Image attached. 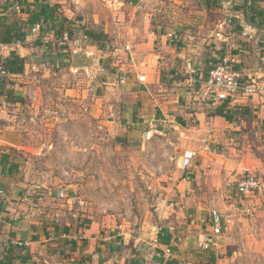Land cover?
<instances>
[{
  "label": "rangeland",
  "instance_id": "374dc122",
  "mask_svg": "<svg viewBox=\"0 0 264 264\" xmlns=\"http://www.w3.org/2000/svg\"><path fill=\"white\" fill-rule=\"evenodd\" d=\"M44 1L48 5L46 0H42L41 4ZM48 6L56 11L54 16L65 14L76 27H90L105 33L107 41L105 49L100 51L82 41L79 46H59L58 42L53 44L39 40L40 45L31 53L33 60L43 57L42 64L30 70L33 77L25 79V83L18 79L21 92L26 94L29 114L19 120L18 127L5 132L15 134L14 142L25 148L10 147L9 154L18 156L25 168H36L37 173H42L33 174V179L39 178L37 180L52 186L54 193L44 202L47 205L38 207L43 209L41 214L46 219L45 224L51 227L63 223L61 209H66V206H63L65 197H60V194L76 188L75 198L88 203L87 208L95 211L98 207L97 211L101 210L108 216L122 217L135 233L152 234L170 222L176 225V221L181 226L180 221H185V215L181 219L175 217V208L171 205L175 202L170 193L173 180L171 168H178L179 165L177 167L166 156L169 151L166 141L172 139L176 142L184 138L173 128L175 123L183 120L178 117L162 135L154 134L149 141L142 143L138 140L139 134L146 128L141 127L138 139L132 140L129 135L123 138L124 128L112 130L103 125L102 122L111 119L108 108L124 102L122 99L114 102V91H121L133 83L130 80L122 85L121 78L129 73L120 71L121 65L113 67L109 58L112 53L121 52L124 40L131 38L133 28L139 39L140 34H145L143 38L147 40V34L153 33V55L156 57L159 54L155 59L158 81L153 83L152 79H148L149 83L144 87L138 84L134 88L146 92L148 100L144 103L152 106L147 107V117L138 118L142 126L147 119L160 122L162 108L170 111L173 106L171 99L180 95L186 103L184 94L195 92L194 84H189L187 79H198V74L184 71L186 63L185 69L182 64L178 66L175 54L190 60L187 62H191V67L198 71H209L212 64L225 54L238 53V44L246 42L239 38L242 28L249 25L251 32L255 33L254 28L264 25V0H248L246 9L242 0H66L57 6ZM249 8H253V12H249ZM38 23L42 25L41 18ZM48 28L46 25V31ZM169 34L171 36L167 37ZM261 36L264 41L262 32L257 33L255 38ZM160 37L165 38L173 51L161 53ZM77 38L73 40H80ZM246 39L249 40L248 37ZM248 42L244 44L248 45ZM64 49L67 50L66 62L60 58L65 55ZM81 49L97 56V60L91 67L72 68L71 54ZM15 51L11 49L5 56ZM56 58L60 61H55ZM62 89L63 96L59 93ZM69 89V96L72 97L65 96V91ZM160 96L164 103H169L162 108L154 107L152 102ZM201 96L200 93L199 98ZM91 106L103 108L105 113L98 120L93 119L90 109L86 111ZM62 108L63 129H59ZM30 118L34 121L31 122ZM81 120L83 125L74 124ZM100 121L101 124H98ZM52 124H55L53 129ZM113 137L115 140H111ZM109 138L111 141H108ZM136 141L137 144H129ZM65 147L71 151L70 157H67ZM257 147L252 146L245 156H240L239 160L245 167L249 165L240 168L241 173L231 182L229 192L224 194L223 201L227 207L218 213L223 217L225 230L214 241L219 245L216 256L227 264H264V189L250 197L239 196L236 191V184L246 170L264 183V149L261 152ZM28 148L37 149L38 155H31ZM56 152L59 155L54 157ZM256 157L260 158L263 174L252 162ZM25 195L33 199L42 194ZM73 208L70 214L76 216L80 207L74 205ZM211 214L207 219H211ZM186 228L187 224L181 226L180 232L188 236ZM197 248L205 252L201 245ZM207 256L210 258L211 254ZM214 261L208 259V264Z\"/></svg>",
  "mask_w": 264,
  "mask_h": 264
},
{
  "label": "crops",
  "instance_id": "0c3cea01",
  "mask_svg": "<svg viewBox=\"0 0 264 264\" xmlns=\"http://www.w3.org/2000/svg\"><path fill=\"white\" fill-rule=\"evenodd\" d=\"M41 1L0 0V29L11 28L18 34L17 40L7 44L10 50H16L9 54V57L14 54L23 58L25 62L22 74L16 75L8 84H5L4 88L0 86V264H129L131 259L140 260L143 264H208L207 254H211L213 260H216L213 264H227L224 259H221L222 261L217 259L219 245L214 241L218 236H212L210 219L207 218L208 215L210 217L211 212L218 214L226 209L227 206L223 201L224 194L229 192L231 182L241 173L240 168L245 167L239 160L240 156H245V152H248L252 146H258L256 149L261 152L264 149L262 147L264 146L262 145L264 142V95L240 98L233 106L219 110L223 114L217 116L208 110L199 98L200 86L206 80L208 71L201 72L191 67L194 74H198V79H187V82L199 83V88L194 86L193 94H184L186 103L181 100L180 95H175L176 97L170 101L173 103V106L169 108L170 111H166L165 107L162 108L169 102L164 103L161 96L160 99L156 97L152 102L154 107L163 109L160 122L147 119L142 126L138 118L141 120L147 117V107L152 106L144 103L148 100L147 93L138 91L134 87L138 84L144 87L149 83L148 79L157 83L158 68L155 59L159 54L157 53L156 57L153 55L152 38L154 37H151L153 33L147 34V40L143 38V35L146 37L145 34H140L141 39H139L136 29L133 28L131 38L124 40L122 53H112L109 58L113 67L121 65L119 70L129 73L127 81L132 80L133 83L129 84L126 90L123 88L121 91H114V102L121 99L124 102L120 106L108 108L111 119L102 124L112 130L124 128L123 138L129 135L132 140H135L138 139L141 127L147 130L149 126L154 125L162 135L165 128L178 120V117L183 120L178 124L175 123L173 128L178 130L184 138L176 142L167 139L169 151L166 156L170 161H174L177 167L179 165L178 168L175 166L171 168L173 180L170 193L175 202L171 205L175 208L173 212L176 218L181 219L180 217L185 215V221L180 222L182 227L187 224L188 236L180 232L181 226L177 221L178 227H174L175 223L170 222L168 226H163L152 234L135 233L122 217L108 216L101 210L97 211L98 207L95 211L87 208L88 203L84 204L79 198H75L76 188L66 191L67 195L63 202L66 209H61L63 223L47 227L46 219L41 214L43 209L39 210L38 207L47 205L44 202L54 193L51 191L52 186L37 180L39 178L33 179V174L42 173H37L36 168H25L20 164L18 156L9 154L10 147L16 149L25 147H19V143L14 142L15 134L9 135L5 131H12L18 127L19 120L29 114L26 102L20 103L14 100L18 95L26 100V94L21 92V87L19 88L18 79L24 80L23 83H25V79L33 77L30 70L43 62V57L33 60L31 53L40 45L39 40L57 43L62 33L59 27L61 19L69 21L67 26L72 25L77 30L74 35H69L71 40L77 37L83 39V32L81 27H76L71 18L65 14L54 16L56 11L53 7L46 5L45 1L41 4ZM65 2L66 0H61L60 3ZM16 6L21 8L20 12L15 11ZM40 18L43 23L40 24L39 32L32 33L33 26ZM46 25L49 27L47 31ZM262 27L258 26L257 29L253 27L255 33L248 36L249 40L242 37L241 33L239 34L240 40L246 41L244 43L249 41V44L245 45L243 42L238 44L240 48L237 50V55L240 57V66L243 71L264 84V45H261L264 41L263 36L255 38L257 33L262 32L264 35V25ZM82 43L86 42L83 40ZM171 43L174 41L171 40ZM158 44L161 45L159 48L161 53L167 50L173 51L164 37H160ZM126 46L131 47V51H125ZM66 51L64 49L63 53ZM83 51L90 55L86 50ZM75 54H71V67L76 64ZM91 56L94 57L95 64L97 56ZM175 57L178 66L180 64L184 66L187 61H190L178 53ZM60 58L62 62H66V53ZM59 59L56 58L55 61H60ZM184 71L188 73L187 69ZM137 77H143L144 80L139 82ZM70 91V89L65 91V96H69ZM59 93L63 96V89ZM89 109L93 119L98 120L105 113V110L98 106H91L86 111ZM154 110L152 112H155ZM59 116L61 124L57 128L63 129V108ZM82 123V120L74 122L76 125ZM99 123L101 124V121ZM51 127L55 128V124ZM144 132L139 134L138 140L141 143L145 142L142 138ZM253 136L254 139H252ZM111 140L108 139V141ZM137 141L129 144H137ZM65 149H67V157H70L71 151L68 147ZM28 150L31 155H38L37 149L28 148ZM192 153L194 156L189 159L187 165L181 167L184 154ZM58 155V152L53 154L54 157ZM259 159L256 157L252 162L263 174ZM248 165L249 163L245 168ZM25 194L42 195L32 199ZM42 196L44 198L40 199L39 197ZM74 205L80 207L76 216L70 214ZM85 212V215L82 214ZM223 224L225 227L224 220ZM210 236L213 242L211 247L207 251L203 250L204 253L199 251L197 247Z\"/></svg>",
  "mask_w": 264,
  "mask_h": 264
},
{
  "label": "built area",
  "instance_id": "2783aa9c",
  "mask_svg": "<svg viewBox=\"0 0 264 264\" xmlns=\"http://www.w3.org/2000/svg\"><path fill=\"white\" fill-rule=\"evenodd\" d=\"M50 6H57L61 0H46ZM16 12H20L21 8L16 6ZM41 25L35 24L31 30L32 33L39 32ZM252 27L247 25L243 28L241 36L246 38L254 33L251 32ZM170 37L171 35H167ZM85 37L80 40H71L69 34L64 32L58 40L59 46H66L71 43L73 46H79L81 41H85ZM10 48L7 44L0 42V76L6 78L11 77L10 74L5 73L2 67V62L5 59V53L9 52ZM131 47L126 46L125 51H130ZM241 60L239 55L234 53H227L214 64H212L208 71V76L200 86V93L202 96L200 100L205 104L208 110L217 112L221 109L233 106L240 98H249L253 96L264 95V84L260 83L256 77L247 74L241 68ZM186 69L189 74L193 75V69L189 62L186 63ZM128 80L127 77H122L120 82L123 84ZM143 77H137V81L142 82ZM30 121H34L30 118ZM159 135L157 128L154 125L149 126V129L142 134L145 141H149L153 135ZM194 154H184L181 161V167L187 165L189 159ZM264 189V183L260 181L255 175L249 172H243L236 184V191L239 196L250 197L257 193H261ZM66 191H62L60 197H65ZM212 236H219L224 230L223 217L220 214L213 213L210 219ZM212 237H207L201 245L202 250H208L212 245Z\"/></svg>",
  "mask_w": 264,
  "mask_h": 264
},
{
  "label": "trees",
  "instance_id": "16d2710c",
  "mask_svg": "<svg viewBox=\"0 0 264 264\" xmlns=\"http://www.w3.org/2000/svg\"><path fill=\"white\" fill-rule=\"evenodd\" d=\"M253 8H249V12H253ZM69 25V21L61 19L59 22V27H60V31H62L61 35L64 32H67L69 35H74L77 31L75 28L71 26H67ZM82 29V36L85 37V42L88 43L90 46H95L97 50H104L106 47V41H107V35L101 31L98 30H94L91 29L89 27H81ZM14 33V34H13ZM18 34H16V32L9 28L7 30H1L0 29V42L3 44H11L13 43L15 40H17L18 38ZM24 66H25V62L24 59L17 56V55H10V57L8 56V58L6 57L4 59V61L2 62V67L3 70L5 71V73L10 74L11 77L6 78V77H2L0 76V86L1 88H4L5 84H8V82L10 80H12L16 75H20L24 72ZM14 102H20V103H25L26 100L24 97H20L19 95L16 96ZM215 115L220 116L223 114V112L221 111H217L214 112ZM207 251V250H205ZM207 256V255H206ZM208 258V256H207ZM208 259H212L213 257H210ZM210 263V262H209ZM129 264H143L142 261L140 260H135V259H131L129 261ZM213 264V263H210Z\"/></svg>",
  "mask_w": 264,
  "mask_h": 264
},
{
  "label": "water",
  "instance_id": "95a60500",
  "mask_svg": "<svg viewBox=\"0 0 264 264\" xmlns=\"http://www.w3.org/2000/svg\"><path fill=\"white\" fill-rule=\"evenodd\" d=\"M228 1L233 2V0H228ZM242 1L246 9L248 0H242ZM74 62L76 64L72 66V68H87V67H91L94 64V57L91 55H87L85 51L81 50L75 54ZM194 86L196 88H199L200 84L195 83Z\"/></svg>",
  "mask_w": 264,
  "mask_h": 264
}]
</instances>
